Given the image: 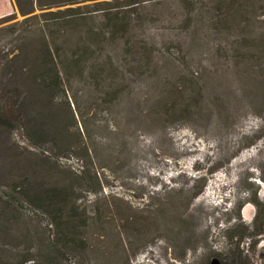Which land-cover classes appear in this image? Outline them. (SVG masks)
I'll return each mask as SVG.
<instances>
[{
    "label": "rangeland",
    "instance_id": "374dc122",
    "mask_svg": "<svg viewBox=\"0 0 264 264\" xmlns=\"http://www.w3.org/2000/svg\"><path fill=\"white\" fill-rule=\"evenodd\" d=\"M19 1L31 11L0 0V61L36 16L73 8L59 43L81 62L50 107L62 139L0 131L12 264H48L52 243L54 264H219L238 248L263 264L264 0ZM54 186L70 193L71 247L22 192Z\"/></svg>",
    "mask_w": 264,
    "mask_h": 264
},
{
    "label": "trees",
    "instance_id": "16d2710c",
    "mask_svg": "<svg viewBox=\"0 0 264 264\" xmlns=\"http://www.w3.org/2000/svg\"><path fill=\"white\" fill-rule=\"evenodd\" d=\"M17 1L22 12L31 11L32 8L24 10L20 1ZM38 3L40 7H45L40 1ZM74 11L76 9L69 8L59 12H44L36 16L41 18L39 29H33L29 34L22 36V43L17 51L12 53L13 56L6 55L0 61V131H12L23 126L28 129L31 138L56 140L64 137L67 125L56 113L50 111V107L53 106L55 96L65 91V82L71 80L70 69L81 62L77 57L69 58L60 46L62 43H59L63 40L62 36L67 35L64 27L71 24H66L63 18L65 15L69 18L74 17L76 13ZM59 31H62L61 34ZM22 192L34 205L48 210L50 224L58 231L56 243L63 244L64 247L76 245L73 237L76 233L73 230L74 223L64 221V209L61 205L67 201L69 192L58 186L46 188L42 192L24 188ZM256 205L262 207L256 220V223L261 221V225L258 226L261 228L252 234L254 236L264 234V203L256 200ZM240 227L243 226L237 225L231 236L232 239L240 237L235 243L239 245L245 239V233L238 231ZM49 248L52 255L48 257L47 263L54 264L52 256L61 250L53 243ZM96 248L94 250L98 253ZM243 252L238 248L230 261H224L219 254L215 256L219 264H245L246 261L250 264V258L241 262ZM28 260L26 259V262ZM0 264H12L7 250L0 249Z\"/></svg>",
    "mask_w": 264,
    "mask_h": 264
},
{
    "label": "crops",
    "instance_id": "0c3cea01",
    "mask_svg": "<svg viewBox=\"0 0 264 264\" xmlns=\"http://www.w3.org/2000/svg\"><path fill=\"white\" fill-rule=\"evenodd\" d=\"M3 15V13H1V11H0V17Z\"/></svg>",
    "mask_w": 264,
    "mask_h": 264
},
{
    "label": "flooded vegetation",
    "instance_id": "af4514ba",
    "mask_svg": "<svg viewBox=\"0 0 264 264\" xmlns=\"http://www.w3.org/2000/svg\"><path fill=\"white\" fill-rule=\"evenodd\" d=\"M263 263H264V256H263Z\"/></svg>",
    "mask_w": 264,
    "mask_h": 264
},
{
    "label": "water",
    "instance_id": "95a60500",
    "mask_svg": "<svg viewBox=\"0 0 264 264\" xmlns=\"http://www.w3.org/2000/svg\"><path fill=\"white\" fill-rule=\"evenodd\" d=\"M264 264V263H263Z\"/></svg>",
    "mask_w": 264,
    "mask_h": 264
}]
</instances>
